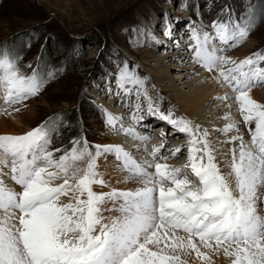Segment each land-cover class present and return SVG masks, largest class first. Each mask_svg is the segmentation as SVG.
<instances>
[{
  "label": "rangeland",
  "instance_id": "rangeland-1",
  "mask_svg": "<svg viewBox=\"0 0 264 264\" xmlns=\"http://www.w3.org/2000/svg\"><path fill=\"white\" fill-rule=\"evenodd\" d=\"M189 32L201 39L213 38L214 46H217L216 55L219 58L214 66L216 71L225 67L236 69L232 76L228 75L230 77L226 78L230 89L235 88L234 85L236 86L238 81L244 84V77L235 76V73L241 72L248 63L247 72L251 78L247 91L258 92L264 89V0H0V122L2 118L7 119L12 126L22 130L21 133L0 134V175L4 172L2 174L4 184H1L15 191L14 195L17 191L18 194L20 192L25 194L21 202L26 212L25 214L16 201L17 195L7 198L0 193V198H5H2L3 205L10 203L11 200L9 205L12 208L9 210L14 212L12 215H16L9 217V210L6 209L0 212L1 229L4 228L1 235L5 237L3 240L0 239V264H33L23 250L28 230L27 228L25 230L23 219L20 221L19 215H24V218L35 216L34 219L37 221L35 219L34 222L38 227L41 224L44 227L36 234L30 231L33 239L31 244L26 245L31 247L32 253L37 254L35 257L40 260V264H45V257L53 263V253L77 255L80 253L79 250L83 249V258H86L94 256L101 249L104 238L95 235L92 224L98 204L105 196H109V193L104 192L107 189L104 184L106 178L102 177L99 169L100 161L114 156L119 160L123 153H132L113 147L107 134L111 135L114 132L119 137L127 136L123 140L130 139L126 143L130 147L132 139L124 128L135 131L150 128L151 134H146L149 135L148 142L151 144L152 141L162 139L163 142L158 141L157 145L161 152L158 158L165 159L172 144L178 141L182 143V138L187 140L182 134L172 136L176 130L173 126L174 120H171L170 123L173 124L168 125L164 135L162 134L163 137L155 136L156 129L161 130L166 123L161 114L166 110L171 119L174 113L178 117L175 121L178 132L179 125L190 128L192 126L195 139L199 138L197 134L199 130L194 126L195 123L188 121L181 109L175 105L178 102L176 95L168 89L159 88L156 80L164 82L165 79L163 77L157 79L154 76L165 69H170V82L167 80L165 84L169 86L174 83L182 88L181 91L189 93L192 91L191 87L211 71L207 66L206 57L203 55L202 60L196 49L192 51L194 56L188 59L193 54H186L187 46H190L193 37ZM175 44L179 45L177 50L178 45L174 46ZM193 44L191 48L196 46V43ZM163 54L166 55L163 57L161 67L158 68L153 60H156L157 55ZM241 66L243 68H240ZM151 71L154 74H150ZM236 89L238 91L233 89V93L237 95H230L223 92L222 86L217 87V91L223 94V97L216 98L212 103L223 102L224 105L230 106L229 113H224L219 118L220 125L226 124L230 119L226 120L225 115L231 117L230 120L244 115L240 108L242 106L239 105L243 92L247 91H241L240 85H237ZM112 99L115 101H111ZM109 104L114 105L115 112L120 115L128 114L125 110H129L128 117L126 120L124 118L120 125L117 124L119 119L110 118L104 111L109 110L107 109ZM126 104H129L128 108ZM207 110L209 113L216 112L214 108ZM209 113L208 120H211ZM235 113L239 114L236 116ZM216 121L211 123L205 120L204 123L213 127L217 125ZM253 125L252 135L259 136L261 133L258 132V124ZM125 132L126 135L123 136ZM215 135V138L219 137L221 140L220 137L225 135L224 130ZM245 135L244 139H249L253 144L249 131ZM200 141L201 139H198V143ZM27 142L32 143L31 150L21 151L25 149ZM199 146L202 144L198 147L191 145L186 147L200 150ZM218 147L219 144L216 148L220 150ZM19 148L20 151L16 152ZM5 149H8L7 154L2 153ZM134 150L138 151L136 147ZM250 151L251 159L246 160L249 161L248 167L243 168L244 173L237 172V176L241 175L242 177H239L243 178L247 173L245 178L249 180L252 212L263 213L264 161L258 162L254 157V152L258 151L257 147L255 149L250 147ZM188 152L185 151L181 155L184 160L181 159L180 164L188 165L189 161L197 165L192 164L196 169L202 170L196 183L193 184L195 175L191 181L192 185L198 184L194 190L200 194L201 178H207L208 171L204 168V162L196 163L195 151L190 157ZM164 153L166 156L162 158ZM213 167L217 169L214 165ZM185 169L193 170L188 169V166ZM19 170L22 171L20 173L22 180L14 183L13 180L18 181L14 177L18 176L15 172ZM13 171L14 174H11ZM71 175H75V178L74 180L69 178L68 181H71L73 186L65 190H68L67 194L78 192V195L76 201L68 208L66 202H59L65 194L58 195V180ZM222 177L219 180L225 183L226 176ZM30 180L37 183L35 186H40L38 188L40 193L37 196L42 197L44 203L37 202L35 205L28 203L27 208L25 201L28 199ZM155 183H162V187L177 191V188L169 183L165 184L162 181ZM220 190L227 206V187H221ZM50 193L52 195H48ZM203 202L210 205L211 199L205 198ZM170 227L175 233L182 230V234H187L179 222ZM11 231H14L12 235ZM20 231L25 234L23 237L18 235ZM170 234L171 231L168 229L166 235L168 240L171 239ZM256 235L252 234L251 238ZM169 242L173 245V252L157 256L158 253L155 251L152 264H187L179 259L181 258L177 254L179 247H176L175 241ZM256 242L258 240L254 241ZM261 245L257 244L255 247L257 250L255 255L246 256L248 260L245 259L248 262L246 264H264V259L262 261L257 258L264 252V245L262 243ZM241 247L240 250L236 248L231 251L237 254L234 256L230 251L222 253L226 256L228 252L232 256L227 260L228 264H240L242 252L251 249ZM198 249L204 254L197 256V261L192 264H201L209 259L212 260L209 264L216 262L222 264L218 250L211 253L207 247L198 246ZM100 254L77 264H93L95 259L101 258ZM227 256L225 258L228 259ZM113 257H116V254ZM233 258L239 259L240 262L237 263ZM248 258H252V262ZM256 258L260 262L257 260L254 262Z\"/></svg>",
  "mask_w": 264,
  "mask_h": 264
},
{
  "label": "bare ground",
  "instance_id": "bare-ground-1",
  "mask_svg": "<svg viewBox=\"0 0 264 264\" xmlns=\"http://www.w3.org/2000/svg\"><path fill=\"white\" fill-rule=\"evenodd\" d=\"M185 32L187 31L185 30ZM195 38L198 44V48L203 50V55L206 57L207 66H209L211 71L208 72L206 77L198 80L199 82H196L194 86L191 87L192 91H190L189 93H184L180 90L182 88L176 86L174 83L167 86V84H165V81L168 80L170 82V69H165L159 72V74H155L154 76L157 79L161 77L165 79L164 82L160 81L159 79L156 80L158 81L159 88L163 90L168 89L172 93H174V95H176V99L178 98V102L175 103V105L181 109L183 114L189 119L188 121L192 122V124L195 123L194 126H197V130H199V133H197L199 135V138H197L201 139V141L198 143V139H195V133H193L194 131L192 126L190 128L188 126L182 127L179 125V132L177 129L172 136L177 137L182 134L185 138L187 137V140L185 141L182 138V143H178V141L177 143L172 144V147H170L169 149L170 153L168 152L169 154H167V158L159 159L158 157H160L161 152L159 151V149H157V145L159 143L158 141H160V143L163 141L162 139L158 141L156 140L157 142L152 141V143L150 144V142H148L149 136L146 135L151 134L149 130L150 128H140V130L138 129V131L132 130L131 128H124L127 130V133L129 134L128 136H130V138L132 139L130 147L126 145V143L129 142L130 139L123 140L127 136L119 137L115 135L114 132H112L111 135L107 134V137L109 138V141L111 142V145L113 147L125 150L127 152L133 151L134 147H136L138 151L136 152L135 150V154L137 156H133L132 154L129 155V153H123L122 155H120L121 157L119 160L114 156L113 158H107L100 161L99 169L102 172V177L106 178L104 184L106 185L107 189L104 190V192L109 193V196H105L102 199V202L98 204L97 212L92 218L93 232L95 233V235H101L102 238H104V244H102L100 252L102 256L100 259L94 258L95 260L93 261V264H152L154 255H156L154 254L155 251H157L156 253H158L157 256L163 253H170L172 251L173 245L169 241H175V244L177 246L175 244L174 245L176 247H179V251H177V254L181 257L179 259H182L181 261H185L187 264H192L194 261H197V256L202 255L203 252L198 249V246L207 247L210 251H212L211 253L219 251L218 256H220L222 264H228L229 262H227V260H230V257L232 258V256L229 255L228 252L226 254V256H229H227L228 259L225 258L226 256L222 253H226V251L231 252L233 250H236V248H239L240 250L241 246H243V249H245V246L247 248L251 247V249H249L248 251L246 249L244 250V252H242V262H240L239 259L233 258V260L237 261V263L240 262V264H246V262L248 261L246 259V256L252 257L253 255H255L254 253L257 252V250L255 249L257 244L261 245L262 243L264 245V212H252V203L249 201L251 200L249 199V180L245 178L247 173L245 172L246 174H244L243 178H241L242 176L239 175L241 173L238 174L241 177L237 176V172L244 173L245 169L243 168H247L249 162H247L246 160L251 159L250 147H252V144L250 143L249 139H244L246 136L245 133L248 131L246 127L249 125L252 126L254 123L258 124L257 129L258 132L261 133L259 135L260 138H262L261 144H264V89H260L258 90V92L247 91L250 87L251 78L249 77V72H247V70L249 69V63L247 64L246 68L244 67V69H241V72H239L238 74L235 73V76L241 75V77H244L245 79L244 84H241V81L237 82V85H240L241 91H247L243 92L244 94L241 96L242 100L239 105V107L242 106L240 108H242L241 110L242 112H244L242 114L244 115H241V118L238 119L237 117H234L232 118L233 120H230L231 117L225 115L224 118H226V120L227 118H230V121L228 120L226 124L222 123V125H220L219 118L223 116L224 113H229L230 106L229 104L224 105L223 102L215 101V104L212 102H214L216 98L218 99L223 95L217 91V87L219 85L222 86V90L224 93L237 95V93H233V89L238 91L236 89L237 85H234L235 88L230 89L229 84L226 83V78L228 79L230 76H232L236 69H226V67H223V70L221 68L220 71H216L214 69V66H216L219 58L216 55L217 46H214L213 38L206 37V39H201L198 38L197 35H195ZM192 45L194 44H192L191 41L190 46H187L188 51L186 52V54L193 53L190 55V57H188L189 60L192 56H194V52H189V49ZM164 55L166 54H163L162 56L157 55L155 58L156 60H153L154 62H156V66L158 68L161 67L163 57H165ZM169 56L170 54L168 55V57ZM240 68H243V66H241ZM222 72L226 75L224 76ZM151 73L154 74L153 71H151L150 74ZM124 89L125 87L123 88V91ZM13 94H15V92H13ZM111 101L115 100L112 99ZM213 104L214 106L210 107ZM128 105L129 104H126L127 108ZM211 108H214L216 112H206L208 111L207 109ZM107 109H109L107 111L110 113V115L108 113L107 114L111 118L117 120L119 119V121L117 122L118 125L121 124L120 122L124 121V118L126 120V117H128L129 115L128 109L125 110L128 114L120 115V113H116L114 105L109 104L107 106ZM163 112H166V110H164ZM208 113L212 117L211 120H208ZM238 114L235 113L236 116ZM6 120L4 118L1 119L0 134L22 132V130H20L19 128L17 129L16 126H12L11 123ZM205 120L211 121V123L217 120L216 122L218 123L217 125H213L212 127V125L204 123ZM182 121L183 123H185L184 119ZM244 122L246 123L244 124ZM201 124H203L204 126ZM162 129L166 130V127L164 128L163 126ZM165 130L161 131L158 136L163 137ZM221 130H224L225 135L223 137H220L221 140H219V137L215 138V133H218L219 135V132ZM132 131L135 133L133 134ZM122 135L125 136L126 132ZM140 135H143L144 137L142 136V138ZM168 140L169 139H167V141ZM223 141H225L224 145H222ZM199 144H202V146H199L200 150H197V148L196 150H194V148H192L193 150L191 148L189 149L190 145L191 147H198ZM218 144V148H220V150L216 148ZM31 148L32 143L27 142L25 145V149H21V151L29 152ZM127 148L129 149L126 150ZM147 148L150 149L148 150ZM146 149L147 152H145ZM7 150L8 149H5L2 153L7 154ZM184 150L186 151V153L189 151L188 157H190V154H194L193 151H195V161H197L196 163L199 164V162H204L205 167L208 169V177L204 182L202 193L198 196L191 197L189 200H184V195L187 193L186 197H189L190 194L195 191L194 189L197 187V185H192L190 181L192 180V176L194 175L190 176V174L185 169L188 165H186V163L180 164L182 159L181 155L185 153ZM19 151L20 148L16 152ZM33 154L34 152L32 153V155ZM39 154L41 153L39 152ZM149 156L157 160L155 162L157 163V165L155 166V171L162 177L163 180L177 182V186L182 193V197H180L175 191L162 187V183L157 184L151 182V175L154 176V174L152 173L153 162L152 160H150ZM165 156L166 154L164 153L162 158H164ZM149 162H151V164ZM188 162L187 164L190 163ZM212 164L217 169H215ZM183 169H185L184 173H182ZM200 171L202 170L199 169L195 171L197 172L198 176L200 175ZM3 173H1L0 175V193L7 196V198H10L11 196L15 197V195H17V200H15L18 201L19 204L25 194H22L21 192L20 194H18L17 191V193L14 195L13 193L15 191L3 186L1 184H4V177L2 176ZM16 173L18 174V176H15L14 178L18 181L16 182L15 180H13V176L12 180L14 181V183H19L22 180L20 174L22 173V171L19 170L18 172H15V174ZM11 174H14V171ZM252 174L254 175V173ZM223 175L226 176L225 183L222 182V180H219L220 178H223ZM74 176L71 175L65 179L58 180V195H61V193L65 194V197L63 196L62 198H60L59 202H66L65 205L68 208H70L71 204L76 201V195H78V192L67 194L68 190H65L67 187L73 186L71 181H68V179L70 178V180H74ZM184 179H190L187 180V182L189 181L188 186L182 183V180ZM35 183L36 182L34 180H30L28 182V196H26L28 197V199L29 197H33L34 199L28 200L27 197L25 198V200L27 199L25 201V206L27 208H29L27 206L28 203L29 205H35L37 204V202L44 203L42 197L37 196L40 193V190L38 189L40 186H35ZM64 183L66 184L63 185ZM225 186L227 187L228 193V199L226 202L227 206L224 204L222 197L223 195L220 190L221 187ZM32 187L35 189H33ZM5 188L7 190H5ZM97 191L101 193L100 190ZM254 192L255 191L253 190V193ZM44 195L46 197L47 194ZM48 195H52V193ZM2 198L4 197L0 198V212L2 209L9 210L10 208H12L11 205H9L11 203V200L9 201L10 203H6V205H3L5 198ZM204 198H211L210 206H207L202 201L204 200ZM12 213H14L12 210L8 211L9 217L16 216L15 214L12 215ZM28 213L29 212H27V215ZM36 216H38V214ZM19 217L18 218L20 221L23 219L25 230L26 228L28 230V234L26 233L28 238L25 239L26 246L28 243L31 244V241L33 239V237H31L32 233H39L42 224L39 223L41 224V226L38 227V225L34 222L36 219H34L35 216L24 218V215H19ZM175 222L181 223L184 232H186L187 234H182V230L179 231V228L177 229L178 231L176 233L173 232L170 226H172ZM168 229L171 231V239L169 240L166 236L168 234ZM3 232L4 228L1 229L0 225L1 240L5 238L1 235ZM13 232L11 233V235L13 234ZM254 233L257 234L256 237H258V242H253L254 244L251 242L253 244L252 246L249 238H251V235ZM240 237H244L245 239L241 243L234 244L233 241ZM197 242L202 244H198ZM262 248L259 249L262 250ZM241 251L242 247L240 252ZM231 253L233 254V256L234 254H236L234 252ZM115 254L116 257L112 258V256ZM262 255H264V252L257 258L263 261L264 256ZM257 258L254 260V262L259 261V259ZM251 259H249V261ZM233 260H231L230 263H232ZM209 263H212V260L209 259L201 264ZM214 264L219 263L216 262Z\"/></svg>",
  "mask_w": 264,
  "mask_h": 264
}]
</instances>
